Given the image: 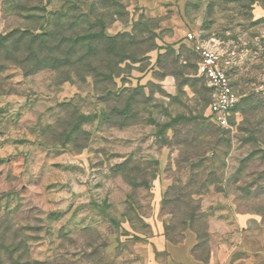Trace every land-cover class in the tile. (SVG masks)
I'll return each instance as SVG.
<instances>
[{"label": "rangeland", "instance_id": "374dc122", "mask_svg": "<svg viewBox=\"0 0 264 264\" xmlns=\"http://www.w3.org/2000/svg\"><path fill=\"white\" fill-rule=\"evenodd\" d=\"M187 232L264 264V0H0V264L162 263Z\"/></svg>", "mask_w": 264, "mask_h": 264}, {"label": "built area", "instance_id": "2783aa9c", "mask_svg": "<svg viewBox=\"0 0 264 264\" xmlns=\"http://www.w3.org/2000/svg\"><path fill=\"white\" fill-rule=\"evenodd\" d=\"M187 36L191 40L196 38L192 33H188ZM196 48L200 54L198 73L206 79L210 88L211 101L208 104L210 119L216 125L225 126L230 112L238 103L239 96L225 68L221 65L216 50L209 46L201 48L198 42Z\"/></svg>", "mask_w": 264, "mask_h": 264}, {"label": "crops", "instance_id": "0c3cea01", "mask_svg": "<svg viewBox=\"0 0 264 264\" xmlns=\"http://www.w3.org/2000/svg\"><path fill=\"white\" fill-rule=\"evenodd\" d=\"M197 243L196 235L193 232L185 233L183 240L179 243L167 242L163 245L165 261L159 263L152 258L150 264H239L232 263L234 252L229 245L214 244L210 257L207 262L196 257L193 248ZM151 258V257H150ZM241 264H253L250 260Z\"/></svg>", "mask_w": 264, "mask_h": 264}, {"label": "trees", "instance_id": "16d2710c", "mask_svg": "<svg viewBox=\"0 0 264 264\" xmlns=\"http://www.w3.org/2000/svg\"><path fill=\"white\" fill-rule=\"evenodd\" d=\"M7 37H8V36H4V37H1V39H2V40L4 39V41H5V40L7 39ZM209 90H210V88H209ZM210 101H211V95H210ZM210 101H209V102H210ZM236 105H237V104H236ZM235 107H236V106H235ZM235 107H234V108H235ZM234 108H233V109H234Z\"/></svg>", "mask_w": 264, "mask_h": 264}]
</instances>
